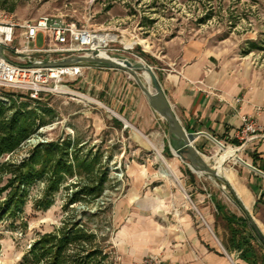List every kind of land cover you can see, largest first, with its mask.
Here are the masks:
<instances>
[{"label":"rangeland","instance_id":"374dc122","mask_svg":"<svg viewBox=\"0 0 264 264\" xmlns=\"http://www.w3.org/2000/svg\"><path fill=\"white\" fill-rule=\"evenodd\" d=\"M219 1L223 7L221 13L203 22L201 19L208 11L207 0H15L13 13L0 9V14H4L6 20L18 24L35 21L43 16L63 18L111 39L115 37L106 51L109 57L136 59L139 66L150 67L160 80L163 78L162 73L168 68L166 59L172 53L171 45H175L177 49L193 41L206 43L208 47H230L252 60L255 66L264 68V0H239L237 5L233 3L238 0H211L216 8ZM228 8L236 17L234 21L228 17ZM233 23L234 26H231ZM18 31L21 32L22 29L19 28ZM50 42L49 33L43 32L38 35L36 44L31 42L29 47L41 48ZM129 43L133 45L129 47ZM82 66L79 76L66 79L65 90L68 93L41 97L49 101L58 116L65 119L64 127L62 126L65 135H56L58 130H54L53 135H47L50 132L46 133V129L42 128L14 157L20 159L25 156L38 142L68 136L77 138L85 144V152L101 153L102 163L108 171L105 192L90 205L78 203L70 206L67 212L63 210V204L67 192L71 191L66 188L61 189L55 196L53 206L46 211H35L32 202H29L24 211V218L28 221L26 230L12 229L7 222L0 224V264H21L30 244L39 235L58 229L62 221L72 215L76 219L89 221L99 236H108L106 244L110 249V261L112 264H119L113 208L131 189L130 183L135 176L142 175V179L151 182L142 192L149 191V187L158 180H172L179 190L185 192L187 187L183 180H195L196 190L205 189L218 200L230 204V197L221 188V184L205 178L209 173L192 166L193 170L184 168L186 172L182 170L181 176L171 166L172 152H175L170 147L169 124L164 118L156 115L157 132L150 135L129 123L115 109L113 104L125 96L132 100L133 92L130 94L129 85L140 93L135 80L128 73L121 70H92L87 67L93 66ZM102 72L105 73L104 76H100ZM112 73L116 75L113 76ZM211 145L210 151H207L208 157H213L211 153L214 150H221L216 143ZM222 154L223 150L218 157L209 160L208 167L222 171ZM232 158L235 159L231 157V161ZM166 165L174 171V177L163 173ZM71 183L68 182L67 185ZM40 193L41 184L38 183L32 188V194L39 196ZM187 199L191 203L188 197ZM200 208L198 210L214 228L218 240L226 244L229 239L227 224L217 214L214 204L208 198ZM85 212L87 216L83 214ZM242 231L253 241L254 246H259L248 227ZM258 250L260 264L264 249Z\"/></svg>","mask_w":264,"mask_h":264},{"label":"crops","instance_id":"0c3cea01","mask_svg":"<svg viewBox=\"0 0 264 264\" xmlns=\"http://www.w3.org/2000/svg\"><path fill=\"white\" fill-rule=\"evenodd\" d=\"M171 48L172 53L166 59L168 68L161 80L157 78L164 95L184 130L201 133L193 144L206 164L221 152L214 150L213 157H208L207 151L214 143L211 138L235 151L240 160L221 157L222 171L217 169L222 179L210 173L205 178L216 180L229 195L230 204L219 200L226 210L241 218L244 228L248 227L258 239L254 224L264 238V68L255 66L230 47H208L206 43L193 41L182 48L176 49L175 45ZM135 90L129 85L132 100L125 96L113 105L129 123L153 135L157 132L156 115H160L147 95L140 88V93ZM245 116L257 122L259 131L258 135L241 140L235 134ZM64 122L62 116L56 117L45 126L46 133L50 132L47 135H53L54 130H58L56 135H65ZM172 156L171 166L181 176L182 170L186 172L184 168H199L188 163L187 152L181 156L172 152ZM142 178L135 176L131 180V189L113 208L119 264H137L153 254L161 255L164 264H249L239 252L227 251L198 210L208 198L213 203L214 194L196 190L195 180H183L187 193L179 190L172 180L155 181L149 191L142 192L151 183Z\"/></svg>","mask_w":264,"mask_h":264},{"label":"trees","instance_id":"16d2710c","mask_svg":"<svg viewBox=\"0 0 264 264\" xmlns=\"http://www.w3.org/2000/svg\"><path fill=\"white\" fill-rule=\"evenodd\" d=\"M206 5L208 11L201 22L223 10L221 1L218 8L211 0H207ZM14 8L15 0H0V9L13 13ZM227 13L234 21L233 11L228 8ZM56 117L55 109L47 100H33L25 94L0 90V224L7 222L12 229L26 230V205L32 202L35 211H46L53 206L55 196L62 188L71 191L67 192L63 204L66 212L78 203L90 205L104 194L108 171L102 163L101 153L85 152V144L77 138L68 136L38 142L25 156L14 157L28 140ZM68 182L72 183L67 185ZM38 183L41 193L33 196L32 188ZM212 201L227 224L229 239L224 243L227 251L239 252L241 259L258 264V248L264 249L263 244L255 237L259 246H254L242 231L245 229L243 220L229 213L215 196ZM83 214L87 216L86 212ZM106 242L108 236H99L89 221L68 216L58 229L39 235L30 244L21 264H112ZM263 262L264 256L260 264Z\"/></svg>","mask_w":264,"mask_h":264},{"label":"built area","instance_id":"2783aa9c","mask_svg":"<svg viewBox=\"0 0 264 264\" xmlns=\"http://www.w3.org/2000/svg\"><path fill=\"white\" fill-rule=\"evenodd\" d=\"M0 14V47L13 55L27 60L63 62L60 67H32L0 57V90L25 94L30 99L38 100L43 95L65 94L69 91L66 79L79 76L83 69L81 63H70L69 59L77 56L104 57L110 46L111 38L81 27L73 21L63 18L43 16L35 21L18 24L6 20ZM22 29L21 32L18 29ZM47 32L51 42L45 47L30 48L36 44L38 35ZM109 57V56H108ZM110 58V57H109ZM239 101V99H237ZM257 122L245 116L242 125L235 134L246 140L258 135ZM139 264H164L161 255L145 257Z\"/></svg>","mask_w":264,"mask_h":264},{"label":"water","instance_id":"95a60500","mask_svg":"<svg viewBox=\"0 0 264 264\" xmlns=\"http://www.w3.org/2000/svg\"><path fill=\"white\" fill-rule=\"evenodd\" d=\"M0 57L5 58L7 60L25 64L32 67H60L65 65L63 62H47L43 60H27L24 58L17 57L10 52L5 51L0 47ZM120 59L116 57H87V56H77L69 59L70 63H81L83 65L88 66H96L102 68H110L121 70L128 73L137 83L139 88L147 95L151 105L155 109V111L164 118L169 124V137H170V147L173 149L177 156H181L182 153L187 152L189 157V161L194 165L198 166L202 171L208 172L219 179L222 177L219 175L218 169H212L207 166L204 159L196 150L193 142L194 140L201 135L198 133H188L184 130L182 125L180 124L178 118L176 117L171 105L166 99L164 92L158 82V79L154 73V71L150 67L146 66H131L125 67L115 60ZM126 59V58H125ZM173 136H176L180 139V144L176 147L173 144ZM214 143L219 144L220 142L214 138H211ZM238 158V157H237ZM238 160H240L238 158ZM254 231L260 242L264 246V238L258 229L252 224Z\"/></svg>","mask_w":264,"mask_h":264},{"label":"bare ground","instance_id":"6f19581e","mask_svg":"<svg viewBox=\"0 0 264 264\" xmlns=\"http://www.w3.org/2000/svg\"><path fill=\"white\" fill-rule=\"evenodd\" d=\"M111 40H115V37H112ZM133 45V43H129L128 46L131 47ZM104 57H108V55L106 54H102ZM117 63L125 66V67H131V66H136L139 64V61L136 60V59H125V58H120V59H116L115 60ZM70 93H74V92H70ZM76 94V93H74ZM82 97V95H80ZM173 144L178 147L179 144H180V139L177 138L176 136H173ZM219 149L223 150V154H222V159H227V158H230V157H234L235 159L236 156H235V151L232 149V148H226L225 145H223V143H219L217 144ZM159 156L161 157V155L159 154ZM163 173L167 176H172L174 177L175 174H174V171L171 169V167L169 165H166L163 169Z\"/></svg>","mask_w":264,"mask_h":264}]
</instances>
